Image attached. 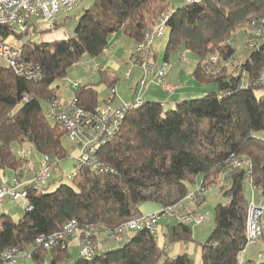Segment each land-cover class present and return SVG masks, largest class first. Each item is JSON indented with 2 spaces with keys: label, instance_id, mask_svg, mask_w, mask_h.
<instances>
[{
  "label": "trees",
  "instance_id": "1",
  "mask_svg": "<svg viewBox=\"0 0 264 264\" xmlns=\"http://www.w3.org/2000/svg\"><path fill=\"white\" fill-rule=\"evenodd\" d=\"M166 9L171 14L166 22L164 61L172 51L192 53L197 58L192 71L195 82L213 84L215 89L201 98L175 101L169 110H164L161 102L143 100L132 108L113 139L96 153L115 173L85 168L72 180L75 187L61 184L48 191L50 182L40 191L26 187L31 209L17 222L7 214L0 215V252L9 246L31 249L37 237L59 231L72 219L81 228L91 224L115 228L139 218L143 203L161 208L176 205L179 213L186 204L181 201L197 184L210 185L223 178L219 192L228 201L214 206V227L200 244L201 264H237V255L245 245L249 201L243 185L250 181L259 187V198L264 199V86L253 84L264 68V42L255 40V47L239 66L228 70L227 63L234 54L232 35L239 27L264 19V0H183L171 8L164 0H93L77 16L70 37L21 42L23 60L39 66L41 79L30 80L0 65V172H23L24 161L14 154V144L28 143L40 155L66 160L62 144L66 137L41 108V102L57 98L53 83L63 80L67 70L82 60L99 57L117 32L137 43ZM26 33L14 36L21 40ZM9 34L0 27L2 38ZM214 51L218 72L211 75L206 62ZM103 72L99 71V84L110 87ZM73 97L86 110L99 106L98 93L91 86L77 88ZM231 157L251 162L249 177L244 168L223 177ZM166 219L159 236L164 245L194 241L188 224L173 217ZM69 257L67 247L32 250L35 264H55ZM158 263L193 264V260L187 253L168 257L157 240L143 230L127 233L120 246L104 247L90 261L78 257L71 264Z\"/></svg>",
  "mask_w": 264,
  "mask_h": 264
},
{
  "label": "built area",
  "instance_id": "2",
  "mask_svg": "<svg viewBox=\"0 0 264 264\" xmlns=\"http://www.w3.org/2000/svg\"><path fill=\"white\" fill-rule=\"evenodd\" d=\"M80 1L0 0V27L10 31L7 37L2 38L0 36V61L19 76L33 81L41 79L39 66L23 60L20 42L15 39L14 33L26 32L29 26L32 25V18L49 25L54 24L60 12L68 13L73 11ZM193 1L185 0L187 3ZM170 14V10L166 9L155 17L154 23L142 34L130 56V64L139 68L142 73V78L134 90L132 101L122 103L120 106H112L111 99H108L103 105H99L92 110H86L78 106L74 97L68 102L58 97L47 101L44 112L46 118L62 129L65 137L73 143L72 149L76 150L72 168L63 174L64 178L73 180L85 168L98 173H115L114 169L104 165L97 159V151L117 134L126 114L132 108L142 104L143 91L147 89L150 82L148 78L155 81L162 89L169 93L171 92L172 87L166 83L165 77L174 65L169 61H164L161 65H158L153 55L154 42L163 37ZM245 31L248 36V47L253 49L255 40L264 42V19L248 25ZM183 59V56H181L180 60L182 61ZM217 60L216 54L207 60V73L214 75L218 72L215 67ZM76 66H80L84 71L91 74L101 70L98 64L91 63L90 60L81 61ZM243 83L245 86L249 84L246 81ZM253 84L264 86V68ZM71 88L77 89V83H72ZM110 93L115 96L116 88L111 87ZM25 100L27 99L25 98ZM19 157L22 160H26L25 151L21 150ZM60 163L61 161L57 157L44 154L40 156L37 170L29 181L24 180L22 173L13 176L11 179L1 178L0 208H2L5 200H12L15 202L23 201L26 203L25 210H30L31 205L27 203V191L25 188L32 187L36 191L45 188L51 180L52 173L57 170ZM251 167V162L248 159L231 157L226 163L223 177L238 168H244L246 177H249ZM224 182L222 178L210 185L197 184L181 202L199 205L212 190L220 189ZM248 188L250 196L245 217L246 239L243 250L237 255V264H246L243 259L245 250L262 237L261 218L264 214V199L259 198V187L253 186L250 181L248 182ZM176 208V205L161 208L155 213L141 215L137 219L125 221L112 229L99 228L95 224L81 228L79 223L72 219L67 221L59 231L37 237L31 249L16 246L4 248L0 252V264H18L19 262L32 259V250L35 248L50 250L54 247H59L63 249L68 247L71 241L78 242L79 257L90 261L101 252L104 243H122L125 240V235L129 232L146 230L158 241L160 236L159 221L162 218L173 217L179 223L194 225H199L208 218L207 215L199 216L192 212L176 213ZM98 233H101V242L97 239ZM162 249L166 252L169 247L168 245H162ZM258 259L264 260V253L258 254Z\"/></svg>",
  "mask_w": 264,
  "mask_h": 264
},
{
  "label": "rangeland",
  "instance_id": "3",
  "mask_svg": "<svg viewBox=\"0 0 264 264\" xmlns=\"http://www.w3.org/2000/svg\"><path fill=\"white\" fill-rule=\"evenodd\" d=\"M164 1L170 2V3L173 2L172 0H164ZM92 2L93 0H81L78 7H76L73 11L68 12V13L60 12L56 17L54 24L49 25L47 23L37 21L36 19L32 18L31 19L32 25L29 26L27 33L22 35L21 40L16 37L15 39L19 41L20 43L28 39H31L32 41L36 43L66 39L70 37L74 31V28L77 23V16L80 13H82L84 9L88 8ZM180 2L176 0L174 5L177 6L178 4H180ZM246 27H247L246 25L239 27L235 31V33L232 35L230 44L232 45L234 49V54H233V57L230 59V61L227 63L228 70L235 68L236 66H239L240 64H242L251 51V49L248 47V44H247L248 36L246 35V31H245ZM115 36H116V39L114 41L111 38H109V43L105 50L109 52L108 56L109 57L112 56V58H114V60H116L117 63L119 64V70L114 71L116 74V78H117L116 94L118 93V95H116L117 96L116 99L118 100V96H119L121 99H125L126 102L129 103L131 101L130 100L131 95H130L129 88L127 85L128 82H126L127 78L124 76V72L125 70L127 71L128 68L132 67L130 64L128 65L126 63L128 62V52H129L128 48L132 40H128V38H124L122 32H117ZM167 38H168V33H167V30H165L163 37L154 42L153 53H155L157 56L156 62L158 65H161L164 62L165 45H166ZM216 53L217 52L214 51L212 53V56L215 55ZM181 56H183L184 58L182 61L180 60ZM101 57L103 56L100 55L99 58ZM168 61L174 65L173 68L168 73L169 76H167L166 78L167 80L166 83L170 84L169 77L171 74L175 73L176 71H183V73H185V71L187 70L192 71L197 63V58L192 53L179 49V50L170 52ZM0 65H4L3 62L0 61ZM132 68H136V67H132ZM135 70L136 71L133 72V74L136 78L137 72L140 71V69L136 68ZM183 73H181L180 77H179V73H177L178 79L180 81L185 79V77H183L184 75ZM190 79L193 82L195 81L191 74H190ZM99 81H100L99 72H97L95 75L91 77V74L87 71H84L80 66H72L67 70L66 77L63 80H57L56 82L53 83L52 86L57 87V91L59 90L58 98H60L61 100L65 102H68L70 101V99H72L75 93V90H76V89L74 90L71 88L72 83L76 82L80 84V87H82L83 84H86V82L98 86ZM147 92L152 97H149V96H148L149 98L145 97L144 94ZM107 93H108L107 90L104 91L103 93H100V92L98 93V103L99 104L102 105V99L107 95ZM206 94L207 93H204L203 95H198V97H195V98H201L205 96ZM174 97H171L170 94L164 92V90L160 88V86L157 84L156 85L151 84L150 87L147 88L145 91H143V94H142L143 101L161 102L164 110H169L174 107L173 105ZM115 105L116 104H113L112 106H115ZM46 106H47L46 102H41V108L44 112L46 110ZM62 144L65 147L67 154H68V157H67L68 159L61 164V168L64 170L66 169V166L70 163L69 158L74 150L72 149L73 143L69 141L67 138L62 139ZM12 149L16 156L19 155V152L21 149H23L25 153L27 154L29 167H27V169H24L25 171L23 172H25L26 179L27 178L29 179L32 175L31 172L33 171L35 166L38 165L39 163L38 154L36 153L35 150L30 149V146L28 143H25L22 145L14 144ZM23 161L26 162L25 160ZM199 180L200 178H197V182H199ZM61 184H66V185L75 187L72 180H68L64 178L61 172L59 171L56 172L55 170L52 173L48 191L55 190V188ZM243 193L246 195V197L249 198L250 191H249L248 185L246 184L243 185ZM227 201L228 199L222 196V194L219 192V189H217V190H212L207 195L206 199L201 204H199V206H195L190 203L185 204L186 210H194L196 212L195 214L199 216H206V215L208 216V218L199 225L188 224L189 227L191 228L192 236L194 240L191 243L194 245L195 249L200 247V244L206 240L207 236L209 235V233L214 227V217H213L214 206L217 203H226ZM5 204L8 205L7 207L8 210H6V212L4 211V209L6 208L4 206ZM150 204H153V203H150ZM25 207H26V203H24L23 201L15 202L12 200H6L2 208H0V215L7 214L14 222H17L24 214ZM166 220L167 219L162 218L160 221V224L163 226ZM262 220H264V215L262 217ZM161 228L164 230V227H161ZM263 231H264V226H263ZM97 239L102 240L101 233L97 234ZM107 243L108 242L104 243L103 246L106 245ZM109 243H111V246L115 248L121 245V243H112V242H109ZM185 245L188 246L189 243ZM173 247L174 246H172V250H169V251L167 250L165 252L167 253L168 256H171V257L177 256V254L171 255L174 252ZM67 248H68V253L70 256L69 259L67 261L57 262L55 264H71L74 260H76L79 257L78 242L71 241ZM262 251H264V248L259 243L258 244L253 243L249 245L247 249L245 250L243 259L247 261L246 258H249L251 256H256L259 252H262ZM189 256L193 260V264H194V260H195L194 255H189ZM257 260L258 259L255 258L254 262H256ZM259 261L264 262V260H259ZM47 263L51 264L50 262H47Z\"/></svg>",
  "mask_w": 264,
  "mask_h": 264
},
{
  "label": "crops",
  "instance_id": "4",
  "mask_svg": "<svg viewBox=\"0 0 264 264\" xmlns=\"http://www.w3.org/2000/svg\"><path fill=\"white\" fill-rule=\"evenodd\" d=\"M173 2H165L164 1V5H166L168 8H171V7H176L174 4H175V1L176 0H172ZM178 2H180L179 0H177ZM182 3V1L180 2ZM80 4V3H79ZM78 7V6H77ZM124 38H128V40H132V42L130 43L129 45V52H128V62H126L128 65L130 64V56L136 46V42L130 38L129 36L123 34ZM110 38L114 41L116 39V36L115 34L111 35ZM159 40V39H158ZM103 57L99 58H94V59H86V60H90L91 63H96L100 66L101 70L104 71L103 74H105L106 78L109 79V82H111V86L108 87L106 84L104 83H100L98 86L94 85V84H90V83H87L86 84H83L82 86L84 85H88V86H91L93 87V89L97 92V93H103L104 91L107 90V95L102 99V105L108 100V99H111V105L113 104H116L115 106H120L122 103H127L125 99H121L119 96H118V100L116 99L118 95V93L113 96L111 93H110V88L111 87H115L116 88V82H117V78H116V74L114 71H118L119 70V64L117 63L116 60H114V58H112V56H108L109 55V52L107 50H104V52L101 54ZM154 57H156V60H157V56L155 53H153ZM99 58V59H98ZM131 65V64H130ZM104 66V67H103ZM132 66V65H131ZM132 67H135V66H132ZM128 68V70L124 72V76L127 78V81L128 82V88H129V92H130V95H131V98L130 100L132 101L133 99V95H134V90L136 88V85L137 83L139 82V80L142 78V73L141 71H138L137 72V76L135 78L133 72H135L136 68ZM104 68V69H103ZM139 69V68H138ZM193 71V70H192ZM192 71H185V73H183V71H176L175 73L171 74L170 77H169V80H170V84H168L170 87H172V90L171 92H167L166 90H164V92L168 93L171 95V97H174L173 99V105L175 103V101H181V100H184V99H191V98H195V97H198V95H203L204 93H208L210 91H213L215 89V86H213L212 84H199L197 85L198 83L197 82H193L191 79H190V74L192 75ZM169 73V72H168ZM167 73L166 77H165V81L167 76H169ZM177 73H179V77L181 75V73H183V77H185L184 80L180 81L178 79V75ZM91 74V73H90ZM96 74V73H95ZM95 74H91V77ZM129 74V76H127ZM177 77V78H176ZM149 79V85L147 88L150 87L151 84H157L155 81L151 80L150 78ZM177 79V80H176ZM178 81V82H176ZM76 83V82H75ZM78 88L80 87V84H78ZM158 85V84H157ZM161 88V87H160ZM59 91V90H58ZM56 92V96L59 97V92ZM145 91V90H144ZM117 92V90H116ZM145 97L149 98V97H152L151 95H149V93H145L144 94ZM149 96V97H148ZM73 98V97H72ZM71 100V99H70ZM98 105L101 106V104L98 103ZM30 146V145H29ZM30 149L34 150L32 148V146H30ZM23 150V149H21ZM20 150V151H21ZM73 153L70 155V158H69V164L66 166V169H62L61 168V164L66 161H62L59 165H58V168L56 170L61 172L62 174L68 172L71 168H72V165L74 163V157L76 155V150L73 149ZM24 151V150H23ZM38 154V153H37ZM40 154H38V157H39V160H40ZM26 162H24V166H23V171H25L24 169H27V167H29L28 165V156L26 154ZM37 167L38 165L35 166V168L33 169V171L31 172L32 175L31 177L28 179H26V176H25V172H22V177L24 178V180L26 181H29L30 179H32V177L34 176V173L36 172L37 170ZM16 174L12 171H5V172H0V183H1V178H7V179H11L13 176H15ZM6 202V200L4 201V203ZM3 203V204H4ZM8 204V203H7ZM5 204L4 206L6 207L4 209V211L6 212V210H8V205ZM195 206H199V205H195ZM186 205H184V208L181 210V212H179L180 214H183V213H187V212H195L194 210H186ZM161 209V207L157 204H150V203H143V204H140L139 205V210L141 212L142 215L144 214H150V213H155L157 211H159ZM196 213V212H195ZM264 215V214H263ZM263 217V216H262ZM166 219V218H165ZM161 221V220H160ZM160 221H159V228H160V233L162 234L163 232V229L161 228V224H160ZM261 225H262V237L259 241H257V243L255 244H260L263 248H264V231H263V226H264V220H262L261 218ZM160 234V235H161ZM100 242L102 241L101 239H98ZM74 242H77V241H74ZM157 244L159 247H161L162 245L165 244V240L162 238V237H159L158 241H157ZM172 246H174L173 248V253L171 255H180L182 253H187L189 255H194L195 257V260H194V264H201V248L198 247L197 249H195L194 245L192 243H189L188 246H186L185 244H182V243H176V244H171V245H168L169 250H172ZM104 247H112L111 246V243H107L106 245H102V248ZM264 251L262 252H259L258 254H261L263 253ZM167 254V253H166ZM258 254L256 256H251L249 258H246L247 261H254L255 258L258 259ZM168 256V255H167ZM168 257H171V256H168ZM261 259H258L256 261V263H263L264 262H261L259 261ZM18 264H35V262L30 259V260H25V261H22V262H19ZM51 264H54L53 262H51Z\"/></svg>",
  "mask_w": 264,
  "mask_h": 264
}]
</instances>
